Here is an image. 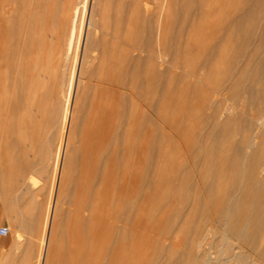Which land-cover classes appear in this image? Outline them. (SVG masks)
<instances>
[{"label": "rangeland", "instance_id": "obj_1", "mask_svg": "<svg viewBox=\"0 0 264 264\" xmlns=\"http://www.w3.org/2000/svg\"><path fill=\"white\" fill-rule=\"evenodd\" d=\"M240 1L207 0L202 4L200 0H49V2L48 0H0V89H2L0 90V228L6 226L11 229L10 235L0 236V264L41 263L44 240L48 231L45 218L47 212L50 213L56 194L60 167H62L60 156L67 142L66 130L69 123L67 113L74 102L77 110L76 119L74 118L75 122L68 139L67 155L70 159L65 168L67 183L65 191L68 190L63 197L64 210L61 208L60 217L54 228L55 244L53 243L51 261L54 260V264H184L190 261L188 258L190 256L200 257L201 251L193 242L196 234L192 236L188 228L192 223L188 226L184 225V220L189 217L190 208L195 203L193 192L180 190L181 193L178 189L175 191L172 187V177L175 169L180 174H178L180 179H184V176L186 178L191 172V178L195 182L202 176L209 177L212 171L206 163L207 157L201 147H208V154L213 155L217 150L220 133L223 131L220 132L210 113L201 109L204 102L201 100L204 99L202 94H206L209 88L208 79L203 84L206 79L204 75H200L203 78L199 76L202 81L204 79L203 82L196 77L185 76L189 75L187 71L193 66L198 67L205 58L206 53L203 50L210 46L212 35L225 28L224 20L227 16L236 13ZM149 4L150 6L146 7ZM200 9H208L210 13L200 15L198 14ZM92 10H94L92 19L95 22L92 21L94 24H99L98 27L101 29L98 34L94 25H89V14ZM88 30L93 37L95 50L84 57L83 48ZM150 42L157 50L170 47L167 59L176 57L181 68L164 64L155 69L146 58V53H140L143 55L139 86H137L138 94L133 95L130 89H121V96H119L120 92L119 97L110 93L109 98L110 94L105 93L104 100L111 101L113 108V113L111 112V123L114 125L113 139L102 144L100 151L92 155L85 137V127L87 129L86 124L88 125L94 103L102 102L103 99L102 90L98 87L100 82L97 79L103 76L102 70L105 67L106 71L107 68L109 70V63L115 60L113 62L115 64L118 61L122 50L128 52L135 43L136 46L141 44L140 46L147 47ZM46 44L47 47H44ZM113 47L119 52L116 53ZM104 49H110L107 51L110 53L107 54L108 64L102 67ZM15 52L18 56L14 54ZM41 60L44 61L43 64ZM34 62L35 65L32 64ZM131 62L126 61V70L133 65ZM37 64L40 67L38 69L35 67ZM81 66L83 67L80 72ZM115 66L113 72H116ZM186 66L191 69L189 67L187 69ZM224 66V64L220 65V68L223 69ZM184 69H187L186 72ZM24 79L28 80V84ZM117 79H120L119 75ZM121 79L127 84H132L129 78L121 77ZM39 80H42L41 84ZM198 81L201 83L198 84ZM24 84H27L26 87L30 90L23 88ZM38 84L41 86H37ZM203 85L205 89L201 87ZM39 90L41 96H38L35 108L30 107L31 98L34 96L30 97L31 93L39 92L40 95ZM52 90H54L53 96ZM50 97L54 100L49 99ZM115 97L120 100H116ZM48 100L54 102L52 103L54 107ZM122 105L127 110L123 109ZM115 108L118 110L114 111ZM132 109L136 113L132 112ZM30 112L37 115H33L36 117L34 120L33 117L30 118ZM126 114H130L127 119ZM129 117L134 118L135 121L138 118L137 122H141V125L136 126V122L130 128ZM24 118H30L32 124ZM121 123L123 129L118 130ZM115 132H119L122 138L119 147L116 146ZM240 138V135L236 137L237 140ZM224 153L231 156L232 147L227 145ZM215 158L212 157L213 160ZM190 169L191 171H188ZM118 173L120 174L117 175ZM106 175H110L112 181ZM171 175L173 176L170 177ZM123 179L128 183L123 182ZM130 180L134 188L131 187ZM103 182L106 183L108 190L107 219L103 235L98 234V229L101 233V228L98 227L96 236L94 221L90 216L95 211L93 206L96 193L99 187L104 185ZM124 183L125 185H122ZM120 188L123 190L121 191ZM184 193L188 199L191 198L189 201L191 204L184 203L181 199ZM203 196L204 194L201 198ZM176 197L178 199L174 200ZM41 209H43L42 213ZM136 211L140 212L138 217ZM177 212L182 216L175 223L173 218ZM117 216H119L118 220L121 217V222L115 219ZM85 219H89L87 223ZM200 220V217L197 218L194 224L200 223ZM212 225L208 224L209 227ZM213 236L212 234L209 240L213 239L215 242L217 238ZM130 239H132L131 243ZM209 240L205 243H209ZM189 246L192 247V252ZM261 251L263 252L264 248ZM198 253L200 255L197 256ZM144 255L148 258L146 259ZM154 258L157 262L152 260Z\"/></svg>", "mask_w": 264, "mask_h": 264}, {"label": "bare ground", "instance_id": "obj_2", "mask_svg": "<svg viewBox=\"0 0 264 264\" xmlns=\"http://www.w3.org/2000/svg\"><path fill=\"white\" fill-rule=\"evenodd\" d=\"M55 1H57V0H55ZM206 1L207 0H200V3L203 4V2H206ZM48 2H49V0H48ZM219 4L220 3L218 2V6L220 7ZM68 6H70V5H68ZM149 6H150V4L146 7H149ZM48 7H49V5H48ZM61 7L63 9V6H61ZM134 8H136V7H134ZM150 8H148V10ZM46 9H47V7H46ZM61 12H63V11H61ZM209 13H210V10H208V9H206V10L200 9V12L198 14L204 16V15H207ZM89 15H90L89 16L90 17L89 25L90 26L94 25V27L96 29V34H98L99 33L98 31L100 29L98 27L99 24L98 25L94 24L93 23L94 20L92 19L94 16V10H92L91 14H89ZM224 22H225V28L216 32V34L212 35V37H211L212 40H211L210 46H208L207 48H205L203 50L206 53L205 58H203V60L200 62L198 67L193 66V68L191 69L188 66L191 70L187 71L189 75L185 76L186 78H187V76L188 77L192 76V78L196 77V79L198 78L199 80L202 81L201 78H203V77L200 75H204V77H206V79H205V82H203L204 81V79H203V81H202L203 84H205L207 79H208L207 85L209 88H207V89L209 91L206 90L207 93L205 91L206 94H204V95L202 94V97L204 99L201 98V100H202V102L204 100V102L201 106V109L208 111V113H210V117L215 120L216 126L219 128L220 132L221 131H223V132L220 133V139L218 140V146H216L217 150L213 155L208 154V147H201L204 155L207 157L206 163L212 171V174H210L211 172L208 173V174H210L209 177H203L202 176L199 178L198 181L195 182V180H192V178H191L192 177V174H191L192 172H191V173H188L186 175V178L184 176V179H180L178 176L179 173L176 171L177 169H175V171H174V176L173 175L170 176V177L173 176L172 177L173 178L172 179V181H173L172 187H174L175 191L178 189V191L185 190L186 192L187 191H190L191 193L193 192V194H192V196H194L193 201H195L194 206L192 208H190L191 210L189 211L190 212L189 217L185 218V220H184V225L188 226L189 223H192V225H190L188 228L191 231V233L193 234L192 236H194L196 234L195 235L196 237L194 236L193 242L196 244L197 249H200L199 251H201L200 252L201 255L199 253L196 255L197 256L200 255V257H193V256L191 257L189 255L190 257H188V258L190 259V261L188 263H184V264H264V251L263 252L261 251L264 248V0H241L238 7H237L236 13L234 15L227 16V18H226V20H224ZM66 23H67V21H66ZM68 24H69V22H68ZM52 25H54V24H52ZM258 28L260 29V31H258L259 33L257 32ZM53 31H54V29H53ZM42 38L44 39V37H42ZM92 38L93 37L89 34V30H88V32L85 36V43H84V48H83L84 57H85V55H88L89 52H93V50H95L93 48L94 40ZM47 44L44 47H47ZM140 45L136 46V43H135V45L133 44V47L130 50H128V52L122 50L119 53L120 56L118 58V61H116L117 64L113 63V62H115V60L108 64L107 57H108L110 52L107 53V51H110L111 47L109 50L104 49V52H103L104 55H103L101 64H103L102 67H105L108 64L109 70L107 68V71H106L105 70L106 67H105L104 68L105 71L102 70V73H104V74L101 73L103 76H101L100 78L98 77L99 79H97L100 82V84H98V87L102 90L101 97L103 96V99L101 100L102 102L96 101L94 103L93 108H91L93 111L90 115L88 125L86 124L87 129L84 126L85 127V135H86L85 137H87V141L89 142L90 153L92 155H95L97 152L100 151V146L102 147V144L107 143L108 141L111 140L112 131L114 129V125H113V123H111V117H112L111 112H112L113 108L111 107L112 106L111 101L106 102L107 100H104L105 95L107 93H108V95L110 93H112V94L114 93V94H117V96H118L119 92L122 91L121 89H123V90L124 89H130V90H132L133 95L138 94L137 93V86H139V75L141 73L140 66L142 63V55H143V54L140 55V53H143V52L146 53V56H147L146 58L150 61V63H152V65L155 69L157 68V66L162 67L164 64H168L171 67L177 68V69L181 68V64H179V62H177L176 57L173 59H170V60L167 59L169 57L170 47H165L164 50H162V49L157 50L152 46L151 42L147 44V47H143ZM175 48H177V46ZM189 48H190V46H189ZM112 51H114V50H112ZM118 52L116 50V53H118ZM19 53L20 52H18V54ZM114 53H115V51H114ZM116 53H115V55H118ZM175 53L177 56V49L175 50ZM190 53H191V51H190ZM14 54H16V52ZM18 54H16V55L18 56ZM20 56H21V53H20ZM40 57H41V55L39 56V60H40ZM110 57H112V56H110ZM42 58L44 59L45 57H42ZM31 60H33V59H31ZM105 60L107 61V63H105L106 62ZM127 60H129V62L132 61L131 63H133V65L129 64V66L131 65V67L128 70H126L127 68L125 65ZM43 62L44 61H42V64H43ZM56 62L58 63V61H56ZM37 63H38V61H37ZM93 63H95V62H93ZM32 64L35 65V62ZM39 64L42 66L41 63H39ZM223 64L225 65L224 66L225 68L221 69L220 65H223ZM114 65H116L115 66L116 72L112 71ZM226 65H227V67H226ZM21 67L23 68L22 65H21ZM35 67L37 69L40 68V67H38V64ZM82 67L83 66H81V68H80V72L82 71ZM102 67H101V69H102ZM188 67H187V69H188ZM191 67H192V65H191ZM221 67H223V66H221ZM52 68H54V67H52ZM97 69H98V67H97ZM101 69H100V71H101ZM151 69L153 70L152 67H151ZM187 69H184V71L186 72ZM45 70H46V67H45ZM46 72H49V71H46ZM101 74H99V76ZM117 75H119L120 79H117ZM183 75H185V73ZM121 77L131 79L132 84H129V83L127 84V82L125 80L121 79ZM3 78H4V76H3ZM18 78H20V77H18ZM30 78H32V77L30 76ZM192 78L190 77V79H192ZM14 79H17V78H14ZM78 79H80V78H78ZM190 79L188 78V80H190ZM28 80H29V78H28ZM32 80H33V78H32ZM42 80H39L40 84H41ZM25 81H26V79H24V82ZM31 81H29V82H31ZM34 81H36V79ZM0 83H1V81H0ZM47 83H46V85L49 86L48 85L49 83L48 84ZM199 83H201V82L198 81V84ZM27 84H28V82H27ZM40 84H38L37 86H39ZM26 85L24 84L23 88L24 87L27 88ZM128 85L130 86V88H128ZM201 87L204 88V85ZM28 89L29 88H27V90ZM46 89H49V88H46ZM0 90H2V89H0ZM24 91H26V89H24ZM39 91H40V95H39V92H35V93L32 92L33 94L31 93L30 97H32L33 95L34 96H33V98H31L33 103L32 102L30 103V107L35 108V105H36L35 103H37L38 96L39 97L41 96V90H39ZM42 91H43V89H42ZM53 91L54 90L51 91V94L53 93ZM26 92H25V94H26ZM92 94H93V92H92ZM121 94L122 93L120 92L119 96H121ZM50 95H48V97ZM23 96H24V94H23ZM52 96H53V94H52ZM96 97H98V96L96 95ZM108 97L110 98L111 94ZM2 98H3V96H2ZM27 98H28V96H27ZM52 98L50 97L49 99H52ZM52 100H54V99H52ZM116 100H118V99L116 98ZM119 100H120V98H119ZM48 101H50L51 104L54 103L51 100H48ZM122 101H124V100H122ZM124 102H127V101H124ZM46 103H49V102L46 101ZM28 105H29V103H28ZM28 105L26 104V106L29 108ZM46 106H47V104H46ZM51 106H53V104ZM43 108H44V106H43ZM65 108H64V110H65ZM75 108H76V105L74 102L72 108L70 110H68V113H67V118L69 119V123L67 122L68 128L66 130L67 131L66 132L67 142L65 145L64 152H63L62 156H60L62 158L61 159L62 160V165H61L62 167H60L61 170H60L59 177H58L56 194H55V197L53 198L54 201L52 203L50 213L47 212V214H46L47 217L45 218L46 225L48 226V231L46 233L47 234L46 239L44 240L43 253L41 256L42 260H41L40 264H51V262H52L51 260L53 258V246L55 244L54 239H53L54 238L53 237L54 228L57 224V220L60 217L64 193L68 190L67 189L65 191L66 184H67L66 183V173H65L66 170H65V168H66V165L68 164L69 159H70L68 157L69 155H67V148L69 145L68 139L70 137L71 130L73 129V125L75 122V120H74V118L76 116L75 111H77V110H75ZM125 108L126 107L123 106V109H125ZM132 108H134V107L132 106ZM29 109H31V108H29ZM115 110H118V109L115 108L114 111ZM126 110H127V108H126ZM43 111H44V109H43ZM34 112H35V110H34ZM132 112L136 113L134 109H132ZM30 113H31L30 118L32 119L34 114L32 112H30ZM137 113H138V111H137ZM36 114H38V113H36ZM42 114H43V112H42ZM121 114H122V112H121ZM130 114H132V113L130 112ZM130 114H126V117L125 116L124 117L127 119L128 118L127 116H129ZM26 115L27 114H25V116ZM123 115L124 114H122V116ZM34 116H37V115H34ZM41 117H43V116L41 115ZM30 118H24V119H25V121H27V119H28V122L32 124V122L29 121ZM34 118H36V117H33L32 120H34ZM121 118H123V117H121ZM121 118H119V119H121ZM123 119H121V120H123ZM136 119L138 120V118H136ZM137 120L135 121L134 118L129 117L128 123L130 124V128H131V126H134L133 124H135L137 122ZM137 124L141 125V122H137L136 126H138ZM21 126H22V124H21ZM29 126H31V125H29ZM119 126H118V130H119V128L123 129L122 123ZM127 129L128 128H126V130ZM135 131H137V130H135ZM118 133H116L117 139L115 142H116V146L119 147V142H121L122 138H121V135H119ZM123 133H125V132H123ZM113 134H114V132H113ZM127 134H129V133H127ZM238 135L241 136V138L239 140L236 139V137ZM123 138L125 139V137H123ZM124 141H127V140H124ZM124 144H126V143L124 142ZM227 145H230L232 147L233 154L231 156H227L224 153ZM123 149H125V147ZM117 150H118V148H117ZM108 153H109V151H108ZM119 153L120 152L118 150V154ZM115 155H116V153H115ZM99 156H100V154H99ZM195 156H193V157H195ZM214 156L216 158L217 157L218 158L217 159L215 158V160H213L212 157H214ZM225 156H227V157L225 158ZM195 159H198V158L195 157ZM200 159H201V157H200ZM192 162L193 161H191V163ZM204 168H205V166H204ZM106 170H108V169H106ZM205 170H207V169H205ZM188 171H191V169ZM205 173H206V171H205ZM205 173L203 172V174H205ZM119 174L120 173H118L117 175H119ZM103 177H104V175H103ZM107 177H110V175ZM128 178H130V177H128ZM109 179L112 181L111 177ZM126 180L123 179V182ZM113 181H114V179H113ZM126 182L128 183V181H126ZM143 182H145V181H143ZM100 183H101V180H100ZM103 183H104V185L101 188L99 187V191H98V193H96L97 194L96 201H95L94 206H93L95 208V211L93 208L92 210L94 211V213L91 211L93 214L91 213L92 215L90 216V218H92V220L94 221L93 224L95 227V231H94L95 235L97 234L96 229L98 227L101 228V233H99L100 230L98 229V234L103 235L102 232L105 231V223H106V219H107L108 190H107V187L105 185L106 183L105 182H103ZM130 183H131V180H130ZM107 184H108V182H107ZM122 185H125V183ZM131 185H132V183H131ZM131 187L134 188L133 185ZM121 189L122 188H120V190ZM145 189H146V187L144 188V190ZM134 192H137V191H134ZM180 192L182 193V191H180ZM190 192H189V194H191ZM200 193H202L201 195L204 194L203 198H201ZM123 194L125 196L124 192H123ZM114 195H115V193H114ZM167 196L169 197V195H167ZM182 196H183V198H181V199L184 201V203L185 202L189 203L191 198L188 199V197L185 196V193H184V195H181V197ZM31 198H33V197H31ZM142 199H143V197H142ZM176 199H178V198L176 197L174 200H176ZM20 201H21V198H20ZM119 202H121V201H119ZM174 202H177V201H174ZM127 203H128V201H127ZM189 204H191V203H189ZM186 205H188V204H186ZM27 206H29V204ZM42 210L43 209H41V213H42ZM136 213H137V211H136ZM136 213H134V215H136ZM138 213H140V212H138ZM138 213H137V217H138ZM31 214H30V216H32ZM128 214L131 215L130 213H128ZM118 215H119V213H118ZM114 216H113V218H114ZM181 216H182V214L177 212L173 218L174 222L176 223L178 221V219H181ZM183 216H185V215H183ZM118 217L119 216H117L115 219H117ZM199 217L201 218L200 223L197 224L195 222V224H194V221ZM113 218H112V220H113ZM31 219H33V216L31 217ZM119 219L120 220L117 219L118 222L119 221L121 222V217ZM87 220H89V219H87ZM87 220H86V223H87ZM29 221H31V220L29 219ZM136 221L138 222L137 218H136ZM38 222H36V223L38 224ZM114 222H116V221H114ZM133 222H134V220H133ZM120 224H122V223H120ZM120 224H118V225H120ZM208 224H213V225L209 227ZM115 225H117V223ZM131 225H132V221H131ZM103 227H104V229H103ZM137 227H138V225H137ZM121 231H122V229H121ZM190 231H188V233H190ZM108 232H109V229H108ZM212 234L214 235L213 237L217 238L216 241L219 240L217 244H215V242H216L215 240H214L215 242H213V239H211L212 242H210L211 240H209V238ZM185 236H187V234ZM130 240H131L130 241V243H131L132 239H130ZM155 240H157V239H155ZM207 240H209V243H205V242H207ZM155 246H157V245H155ZM184 248H185V246H184ZM189 248H190V246H189ZM189 248H187V249H189ZM191 248H190V252H192ZM163 252H164V250H163ZM195 253L196 252L194 251V254ZM38 254H39V252H38ZM191 255H193V253ZM147 258L148 257H146V259ZM152 260H156V259L154 258ZM53 262L55 263L54 260H53ZM154 262H157V260ZM179 262H180V260H179Z\"/></svg>", "mask_w": 264, "mask_h": 264}, {"label": "built area", "instance_id": "obj_3", "mask_svg": "<svg viewBox=\"0 0 264 264\" xmlns=\"http://www.w3.org/2000/svg\"><path fill=\"white\" fill-rule=\"evenodd\" d=\"M11 233V229L9 227H1L0 228V236L6 237L8 235H10Z\"/></svg>", "mask_w": 264, "mask_h": 264}]
</instances>
